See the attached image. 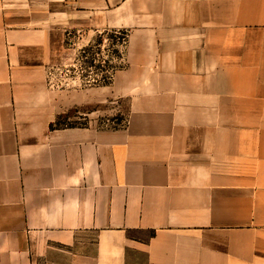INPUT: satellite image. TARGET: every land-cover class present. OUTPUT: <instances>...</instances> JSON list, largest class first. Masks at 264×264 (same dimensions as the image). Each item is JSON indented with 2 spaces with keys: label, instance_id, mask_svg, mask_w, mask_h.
<instances>
[{
  "label": "crops",
  "instance_id": "0c3cea01",
  "mask_svg": "<svg viewBox=\"0 0 264 264\" xmlns=\"http://www.w3.org/2000/svg\"><path fill=\"white\" fill-rule=\"evenodd\" d=\"M0 264H264V0H0Z\"/></svg>",
  "mask_w": 264,
  "mask_h": 264
},
{
  "label": "rangeland",
  "instance_id": "374dc122",
  "mask_svg": "<svg viewBox=\"0 0 264 264\" xmlns=\"http://www.w3.org/2000/svg\"><path fill=\"white\" fill-rule=\"evenodd\" d=\"M124 34L121 31H102L98 32L93 41L85 46L79 52L75 66L55 67L51 69V82L54 86L68 83L71 76L79 74L83 84L95 83L101 84L103 77H109L113 72V67H122V50ZM76 38H69L68 44H72ZM102 41L101 43H98ZM118 51L121 56H118ZM117 52V53H116ZM99 83H96L98 82ZM83 119L75 118L74 115L60 118L58 125H73L84 123ZM118 122H110L111 125H117Z\"/></svg>",
  "mask_w": 264,
  "mask_h": 264
},
{
  "label": "trees",
  "instance_id": "16d2710c",
  "mask_svg": "<svg viewBox=\"0 0 264 264\" xmlns=\"http://www.w3.org/2000/svg\"><path fill=\"white\" fill-rule=\"evenodd\" d=\"M123 34H124V37H126V33L125 32H122ZM124 41H125V38L123 39V42H122V44L124 43ZM102 41H99L98 43H101ZM87 49H83V52H85ZM117 53V52H116ZM118 56H121V53L118 51ZM120 68V67H119ZM118 67H116V66H114L113 67V72H112V74L109 76V77H103V82H100L101 84L103 83V84H106V83H109L110 81H111V78H112V75H113V73L117 70V69H119ZM96 83H99V81L98 82H96Z\"/></svg>",
  "mask_w": 264,
  "mask_h": 264
}]
</instances>
